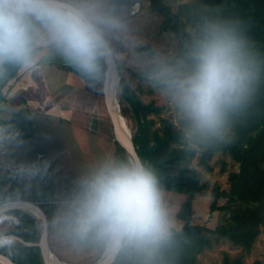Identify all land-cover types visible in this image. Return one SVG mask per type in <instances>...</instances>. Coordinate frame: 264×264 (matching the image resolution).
<instances>
[{"label":"clouds","instance_id":"1","mask_svg":"<svg viewBox=\"0 0 264 264\" xmlns=\"http://www.w3.org/2000/svg\"><path fill=\"white\" fill-rule=\"evenodd\" d=\"M135 42L121 0H0V69L36 71L51 59L86 86L103 92L114 84L106 65L123 59ZM168 96L190 147L220 140L230 117L250 107L264 80V60L234 19L204 18L182 54L141 64ZM9 80V79H8ZM22 143L0 125V152ZM45 159L9 160L15 184L0 190V223L13 225ZM54 246L99 257V264H169L179 227L162 199L157 175L140 158L107 156L81 172L43 222ZM15 237L0 231V254L12 257Z\"/></svg>","mask_w":264,"mask_h":264},{"label":"rangeland","instance_id":"2","mask_svg":"<svg viewBox=\"0 0 264 264\" xmlns=\"http://www.w3.org/2000/svg\"><path fill=\"white\" fill-rule=\"evenodd\" d=\"M129 1L131 5H126V10L130 31L135 38V42L130 46H122L119 49L123 55V59L117 62L122 68L121 77L140 97L142 102L148 103L152 101L160 109L158 115L149 116L156 121L157 126L161 127L163 124L161 119H163L170 121L174 130L180 131V126L177 124L178 118L168 96L150 80H140L135 76V73L141 71V64L151 62L157 58L171 59L176 50V42L170 36L158 33L157 26L160 18L156 13L150 11L147 0ZM164 1L169 7L174 9L179 3L189 0ZM141 48H144L143 52L139 50ZM147 50L152 53H148ZM51 62L60 64L63 67L58 68ZM48 63L42 65L47 81L46 83L44 80V86L40 83V79H36L34 84H37L34 87L31 88L32 84L24 83L26 89L16 91L7 96L4 92L7 87V80L0 90V121H8L12 113L18 110L16 104H14L18 98L17 103H19V106L29 100L27 105H24V108L29 112L28 122L30 131H32L30 138L27 140H23L22 135L19 133L22 143L15 149L8 152H0V190L6 187L10 188L15 184L14 181L9 180L5 175V164L9 160H48L50 166L47 173L42 179L31 183L29 194L26 197L27 200L39 201L36 204L42 209L45 217H48L54 211L57 201L71 190L75 178L81 172L105 157L113 156L114 152L111 126L104 106L99 111V101L97 99L88 100L82 97L73 101L69 96L65 98L61 106H58L59 102L55 99L56 94L52 95L51 90L62 82L65 89L66 86L69 88L71 85H76L75 83L69 85V80L73 82L74 76L69 75L73 71L57 59H51ZM11 78L12 76H10L9 81ZM75 79L80 81L79 78ZM87 88L91 93L99 95L102 100L101 92L99 94L94 93L92 88ZM119 88L120 85L118 86L120 113L132 136L135 130V123L128 106L123 101L121 103L119 99ZM68 104L73 105L74 109L68 110ZM30 110L34 111L31 112ZM98 115H104L107 120L103 121ZM229 137L230 131L227 128L223 138L229 139ZM181 145L195 151L194 157L190 159L189 166L199 172L201 182L205 185L203 192L200 195H196L193 199L190 223L213 229L221 211L216 209L210 212L209 205L213 199L212 189L216 187L219 191L226 190L228 188L227 175L230 171H235L237 166L226 154L215 153L207 161V164L211 167V171L207 172L198 163V155L205 149V144L190 147L182 138ZM161 195L173 220L180 228L182 222L176 218V213L184 200V195L164 190H161ZM224 202V199H219L217 200V205H223ZM27 214L33 218L32 221L28 220V229L33 234V241L23 242L19 237H14L16 243L21 242L34 252L37 251L35 247H37L40 227L36 218L30 213ZM14 226V224L0 223V231H8L7 229H11ZM207 236L211 246L196 257V264H221L224 256L228 258L240 257L242 264H264L263 232L256 237L249 252L233 246L226 239L216 238L209 234ZM48 245L51 252L59 260L62 259L75 264L92 261L97 257L87 253L71 252L54 246L50 239L48 240Z\"/></svg>","mask_w":264,"mask_h":264},{"label":"trees","instance_id":"3","mask_svg":"<svg viewBox=\"0 0 264 264\" xmlns=\"http://www.w3.org/2000/svg\"><path fill=\"white\" fill-rule=\"evenodd\" d=\"M151 12L159 18L158 33L170 36L176 42V50L171 59L179 57L199 24L204 18H228L238 22L240 30L247 41L254 47L260 59L264 60V0H189L179 3L174 9L164 0H147ZM131 5L129 0H121ZM143 52L144 48L139 49ZM148 53H152L147 50ZM116 61L120 75L119 99L128 106L135 130L132 141L135 151L146 165L157 175L160 190L184 195L176 218L182 222L177 233V243L169 256V264H196V257L211 246L208 238L228 240L233 246L249 252L256 237L264 233V80L261 81L253 104L242 112L233 114L227 124L229 139H220L205 144L199 153L198 163L211 171L207 164L215 153L227 155L236 164L237 169L227 175L228 188L212 189L210 212L220 210L215 227L190 223L192 202L200 195L205 185L201 182L197 170L189 166L195 151L181 145L180 131L174 130L170 121L163 120L161 127L150 115H158L160 109L152 101L144 103L121 77V66ZM18 68L12 72L13 76ZM140 80H149L142 71L135 73ZM155 85V84H154ZM157 88L159 86L155 85ZM94 93L100 91L94 90ZM28 110L20 108L12 113L8 125L22 135L23 140L31 136L28 122ZM180 126V121H177ZM113 156L125 157L123 149L113 141ZM224 199L223 205L217 200ZM17 222L7 229L13 236L23 242H32L33 234L28 229V220H33L23 211L17 212ZM32 234V235H31ZM37 251H32L21 242L16 243L12 261L17 264H42ZM9 257V256H8ZM125 264H132L129 258ZM221 264H242L240 257H223Z\"/></svg>","mask_w":264,"mask_h":264},{"label":"water","instance_id":"4","mask_svg":"<svg viewBox=\"0 0 264 264\" xmlns=\"http://www.w3.org/2000/svg\"><path fill=\"white\" fill-rule=\"evenodd\" d=\"M15 68L16 67L0 69V90L5 82L10 78ZM105 72L110 81L114 84L111 91L106 90L101 92L104 108L110 122L113 140L123 149L125 157L139 158L135 151L132 136L119 109L118 86L120 82V75L116 67L115 60L106 65ZM20 210L30 213L39 222L40 233L37 240L39 257L42 264H53L52 258L56 257L53 255L48 245V234L43 227V222L46 217L42 209L35 203L24 201ZM0 262L1 264H17L12 261L10 257L4 254H0ZM91 264H99V259Z\"/></svg>","mask_w":264,"mask_h":264},{"label":"crops","instance_id":"5","mask_svg":"<svg viewBox=\"0 0 264 264\" xmlns=\"http://www.w3.org/2000/svg\"><path fill=\"white\" fill-rule=\"evenodd\" d=\"M51 63H53L58 68L59 67H63L62 65L56 64L55 62H51ZM50 67L52 68V66H50ZM43 70L44 69H43L42 66L38 70L32 71V72L18 69L16 71V73L12 76V78L10 79V81L8 80V83H6L7 84V87L5 86L6 88L4 89L5 94L8 96V95L13 94L16 91L26 89L25 86H24V83L32 84V86H31V88H32V87H34L37 84V83L34 84V81L36 79H40L41 80L40 83L44 86V80L46 81V79H45V75L43 73ZM58 72H61V71H58ZM69 75L70 76H74L73 79H72L73 82L71 80H69V85H71L73 83H75L76 85H71L69 88L66 86V89H65V88H63V82H62V83H60L59 85H57L56 87H54L51 90L52 95H55L56 94L55 99L59 102L58 106H61L63 104V101L65 100V98H67V96H69V98L71 100H73V101H75L77 99H81L82 97H84L85 99H88V100H91L92 98H95V99H97L99 101V103H98V110L100 111L103 108V106H104V104H103L100 96L91 93L88 90V88L81 82L80 79H79L80 81H77V79H75V78H79V77H77V75L74 72L73 73H70ZM46 83H47V81H46ZM48 92L50 93V91H48ZM58 92H60V93H58ZM18 100H19V98L14 103V104H16V107H18V109H20V108L26 109V108H24V105L26 106L29 100H27L24 104H22L20 106H19V103H17ZM67 109L68 110H72V109H74V106L71 105V104H68ZM32 111H34V110H32ZM98 116H99L100 119L102 118L103 121L105 119L107 120V118L104 117V115H102V116L98 115ZM111 135H112V132H111ZM25 200L26 201H31V202H33L35 204L36 203L37 204L39 203V201L35 202L34 200H27V199H25ZM48 240H49V236H48ZM95 259H98V257L94 258L92 261L80 262V263H77V264H90V263L94 262ZM40 261H41V259H40ZM61 261L64 262V263H67V264H75L74 262L71 263V262H68V261L62 260V259H61Z\"/></svg>","mask_w":264,"mask_h":264},{"label":"bare ground","instance_id":"6","mask_svg":"<svg viewBox=\"0 0 264 264\" xmlns=\"http://www.w3.org/2000/svg\"><path fill=\"white\" fill-rule=\"evenodd\" d=\"M52 263L53 264H67V263L62 262L61 260H58L57 258H52ZM0 264H1V262H0Z\"/></svg>","mask_w":264,"mask_h":264},{"label":"built area","instance_id":"7","mask_svg":"<svg viewBox=\"0 0 264 264\" xmlns=\"http://www.w3.org/2000/svg\"><path fill=\"white\" fill-rule=\"evenodd\" d=\"M17 239V238H16Z\"/></svg>","mask_w":264,"mask_h":264}]
</instances>
